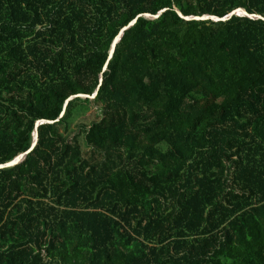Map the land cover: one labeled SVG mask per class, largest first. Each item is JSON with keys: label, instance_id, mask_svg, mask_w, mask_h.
Segmentation results:
<instances>
[{"label": "trees", "instance_id": "16d2710c", "mask_svg": "<svg viewBox=\"0 0 264 264\" xmlns=\"http://www.w3.org/2000/svg\"><path fill=\"white\" fill-rule=\"evenodd\" d=\"M35 131L0 264H264V0H0V165Z\"/></svg>", "mask_w": 264, "mask_h": 264}, {"label": "water", "instance_id": "95a60500", "mask_svg": "<svg viewBox=\"0 0 264 264\" xmlns=\"http://www.w3.org/2000/svg\"><path fill=\"white\" fill-rule=\"evenodd\" d=\"M164 11H160L159 13H157V15L153 16V15H149V14H146L145 17L148 18V19H156L160 16L161 13H163ZM176 13L178 14V16H180L181 18H183L184 20H211L213 22H220V21H226L228 20L232 15H238V16H244V17H247V18H250V19H263L262 17L258 16V15H250V14H247L244 10L242 9H238V10H235L233 12H231L229 15L221 18V19H218V18H215L213 16H208V15H205L203 16L202 18L198 19L194 16H189V17H184L178 10H176ZM139 17V16H138ZM137 17V18H138ZM136 19H134L133 21H131L127 27L123 28L120 32V35L113 41L112 45H111V48H110V51H109V59L112 57L113 53H114V47H115V44L117 42H119L120 38L122 37L123 35V32L127 29H129L130 27L133 26V24L135 23ZM101 82V80H100ZM97 94V90L94 92V94L92 96H87V95H76V96H72L70 97L66 102H65V105L66 103L69 101V100H72L76 97H79V98H83V99H94L95 96ZM42 123H46V124H52L53 122L52 121H44V122H39L36 124L35 128L38 127L40 124ZM36 141H37V133L36 131L34 132L33 134V142H32V145L30 147V149L28 151H26L25 153L17 156L14 160L6 163V164H3V165H0V169H3V168H10V167H13L19 163H21L25 157L27 156L28 153H30L33 148L35 147L36 145Z\"/></svg>", "mask_w": 264, "mask_h": 264}, {"label": "rangeland", "instance_id": "374dc122", "mask_svg": "<svg viewBox=\"0 0 264 264\" xmlns=\"http://www.w3.org/2000/svg\"><path fill=\"white\" fill-rule=\"evenodd\" d=\"M93 111V110H92ZM92 112L84 111L82 114L78 116V118L75 120L74 123L71 124V129L72 131H77L76 127L80 124H84L86 122L87 117L91 114Z\"/></svg>", "mask_w": 264, "mask_h": 264}]
</instances>
